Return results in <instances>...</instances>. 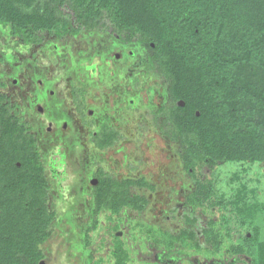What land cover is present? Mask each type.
<instances>
[{
	"label": "rangeland",
	"instance_id": "1",
	"mask_svg": "<svg viewBox=\"0 0 264 264\" xmlns=\"http://www.w3.org/2000/svg\"><path fill=\"white\" fill-rule=\"evenodd\" d=\"M65 7L72 23V10ZM9 29L0 25V51L9 63L0 68V82L6 83L0 92L15 100L39 91L27 134L33 138L40 115L34 145L50 214L47 236L38 244L40 264H118L120 258L121 264H257L264 242V164L185 167L180 142L166 133L158 113L169 104L167 81L151 64L146 44L123 40L107 23L62 37L40 32L36 46H24ZM38 71L44 76L29 77L32 86L24 82L26 72ZM53 78L54 85L46 84ZM44 79L46 88L38 84ZM51 90L68 99L73 94L81 115L71 118L74 105L68 101L49 131V108L43 113L36 106H47L42 98ZM103 126L119 137L93 148L92 138H84ZM52 133L61 137L55 141ZM212 179L209 195L200 198L199 185ZM108 188L119 200L144 198L143 208L114 209V200L99 207L97 191ZM253 233L257 241H247ZM237 245L240 251H234Z\"/></svg>",
	"mask_w": 264,
	"mask_h": 264
},
{
	"label": "trees",
	"instance_id": "2",
	"mask_svg": "<svg viewBox=\"0 0 264 264\" xmlns=\"http://www.w3.org/2000/svg\"><path fill=\"white\" fill-rule=\"evenodd\" d=\"M63 7L72 10V23ZM106 23L123 40L149 48L169 95L158 113L180 142L187 169L202 162L264 164V0H0V24L26 42H40V32L62 37ZM5 100L0 93V264H40L48 185L28 127ZM102 133L104 146L114 142L113 130ZM211 181L199 185L200 198ZM96 197L99 207L114 200V209L145 203L139 196L119 200L112 188ZM256 253L264 264V242Z\"/></svg>",
	"mask_w": 264,
	"mask_h": 264
},
{
	"label": "flooded vegetation",
	"instance_id": "3",
	"mask_svg": "<svg viewBox=\"0 0 264 264\" xmlns=\"http://www.w3.org/2000/svg\"><path fill=\"white\" fill-rule=\"evenodd\" d=\"M3 28L7 27V25H2L0 24ZM9 34L10 36L12 37H15L20 43L24 44V46L26 45H29V46H36V45H39L41 43L40 42H34V41H28L26 42L25 40H23L22 37L18 36V35H14V34H11V29H9ZM66 35V34H65ZM134 40V39H133ZM117 55V54H116ZM4 67V68H7L9 66V63H7L6 61V58L4 57V54L2 51H0V68L1 67ZM11 68H13V65H11ZM8 69V68H7ZM14 70V69H13ZM31 71V69L29 70ZM33 71V69H32ZM22 73L20 69H18V73ZM37 75H43V73H41V71H38L36 74L32 75L30 72L28 74V72H26L24 74L25 76V83L28 84V85H31L32 82H33V79L30 80L29 77L31 76H37ZM55 74H52L51 77H54ZM21 76V75H20ZM56 77V76H55ZM59 80V79H58ZM17 80L16 79H13V82H16ZM48 80L44 79L43 80H39V85L42 86V88H46V86L44 85L45 83ZM53 81H56L55 78L51 79L50 81H48L46 84L50 85L51 83L53 84ZM36 85V86H39V85ZM44 85V86H43ZM54 85V84H53ZM0 86H6V83L4 84L3 82H0ZM32 86V85H31ZM33 91V90H32ZM2 94L5 95L6 97V100L5 102H7L9 104V106H12L13 107V110H11L10 112L13 113V112H16L15 115L17 117H20L21 120L25 123V126L28 127L27 131H30V126H29V121H32V118H34V114L33 115H30V110L33 109V106H34V102L32 103L33 100H36L38 95H39V91L37 89H35L34 93H28L27 95L24 93L23 95H20V99L18 98H15V100H9V94H5L4 92H0ZM50 97H46V95L44 96V98H42V100H44V104H46L47 106H36V109L43 112L44 113V110H47L49 108V112H50V116H47L49 118V126H48V130L51 131V128H52V124H54L55 122L58 121V113L59 111L61 110L62 106L65 105V107H63L64 110H68L66 109V106L68 105L69 107V104H68V101L73 103L74 105V108H73V111L71 112L70 110H68V112L71 114V118H76V115L78 116V118L80 117L81 113L78 111L79 110V107H77V105L74 103V98H73V94H69V99L66 97V95H63L61 93H59L57 90L56 92L54 90H51L50 92ZM61 98H60V96ZM41 98V94H40V97ZM52 103H59V104H51ZM22 108V109H21ZM38 116V114H36ZM34 116V117H33ZM36 118V117H35ZM40 115L38 116V122L36 124V127H38L37 129H39L40 131H38L37 129L34 130V132H31V134L33 135V139H35V142H38L40 140V136H41V126H40V123H39V120H40ZM55 121V122H54ZM64 126L66 124H63ZM33 128V127H32ZM104 129H110L108 128L107 126H103L99 131V134L97 131H94L92 132V134H89L88 137L86 135V138H84L85 140H87L88 138H92V141H91V145L93 146V148L95 147H100V146H97L99 143H97L95 140L97 138V141H99L98 139L100 138L101 139V143H103V133L102 131ZM48 132V131H47ZM114 132V138L116 139V137H119V135L113 130ZM54 134V137L53 140H57V138H60L61 135L59 133H52V135ZM51 135V134H49ZM119 140V139H117ZM102 146V144H100ZM37 146V145H36ZM69 147H71V144L69 145ZM103 147V146H102ZM37 149V147H36ZM58 149V148H57ZM58 150L55 152H53L54 154H57ZM39 153V152H38ZM44 167V165H43ZM93 180H91V183H92Z\"/></svg>",
	"mask_w": 264,
	"mask_h": 264
},
{
	"label": "water",
	"instance_id": "4",
	"mask_svg": "<svg viewBox=\"0 0 264 264\" xmlns=\"http://www.w3.org/2000/svg\"><path fill=\"white\" fill-rule=\"evenodd\" d=\"M182 104V102H180Z\"/></svg>",
	"mask_w": 264,
	"mask_h": 264
}]
</instances>
